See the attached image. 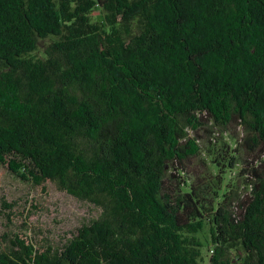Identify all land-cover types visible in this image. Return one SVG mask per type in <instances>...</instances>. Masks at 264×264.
Masks as SVG:
<instances>
[{
  "label": "trees",
  "instance_id": "obj_1",
  "mask_svg": "<svg viewBox=\"0 0 264 264\" xmlns=\"http://www.w3.org/2000/svg\"><path fill=\"white\" fill-rule=\"evenodd\" d=\"M0 164L101 210L57 249L3 200L0 264H264V0H0Z\"/></svg>",
  "mask_w": 264,
  "mask_h": 264
},
{
  "label": "rangeland",
  "instance_id": "obj_2",
  "mask_svg": "<svg viewBox=\"0 0 264 264\" xmlns=\"http://www.w3.org/2000/svg\"><path fill=\"white\" fill-rule=\"evenodd\" d=\"M99 12H95L93 18L96 20ZM51 43V40L43 41L41 46L43 47ZM42 47V48H43ZM220 128L215 127L213 131L219 132ZM220 132L218 133V135ZM228 136L233 134L236 137V132L228 133ZM195 136L194 133L191 134ZM202 137L201 145L204 152L198 157L191 158L182 164L175 165L168 170L169 180L176 181L172 174L177 173V178L180 180L179 170L177 167H182L186 170L187 174L181 176L182 181L188 180L187 188H189L190 182L197 180V177L203 175H209L208 169H206V163L211 161L209 153L207 151L208 140L210 138L209 132L200 131L198 133ZM222 146V145H221ZM251 159H249L250 161ZM242 165V164H241ZM241 165L236 169L230 170L224 175L223 190H226L240 182L239 169ZM210 173L217 174V169H212ZM168 180V184L170 181ZM176 182H173L172 187H176ZM6 200L9 203L16 202L15 211L22 212L24 209L30 210V219L28 221L29 234H40L41 237L47 239V243L51 244L54 248L60 249L65 243L70 241L76 234L77 230L85 224H89L92 220L97 219L101 210L91 203L78 200L65 192L58 190V188L52 184L47 183L44 187H35L30 183H26L18 179L13 175L6 166L0 164V236L12 231H22V222L24 217L18 219L20 225L16 228L10 225L4 215L2 209V201ZM43 206L42 211L32 210L31 204ZM209 229V226L206 227ZM37 236V235H36Z\"/></svg>",
  "mask_w": 264,
  "mask_h": 264
}]
</instances>
